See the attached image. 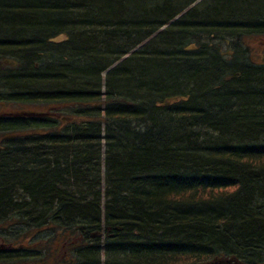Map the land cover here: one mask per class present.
<instances>
[{
  "label": "trees",
  "instance_id": "obj_1",
  "mask_svg": "<svg viewBox=\"0 0 264 264\" xmlns=\"http://www.w3.org/2000/svg\"><path fill=\"white\" fill-rule=\"evenodd\" d=\"M190 1L0 0V102L14 105L0 115V233L50 248L93 234L78 264L264 262V63L237 32L216 36L261 20L264 0L161 30ZM175 96L183 110L156 106Z\"/></svg>",
  "mask_w": 264,
  "mask_h": 264
},
{
  "label": "bare ground",
  "instance_id": "obj_2",
  "mask_svg": "<svg viewBox=\"0 0 264 264\" xmlns=\"http://www.w3.org/2000/svg\"><path fill=\"white\" fill-rule=\"evenodd\" d=\"M206 1L207 0H192V1H190L182 9H180L177 12V15L169 22L168 25L171 26V25L177 23L178 21H181L182 18L185 17L187 13L191 12V10H193L195 8H197V9L194 12L192 11V13L189 16L187 15L188 17L186 16L185 20L183 21L184 26L187 28H190V27H195V26L202 24L203 21L196 19V15H199V14L203 13L204 11L205 12L208 11V10H210V8L211 9L214 8L215 5H217V4L218 5L221 4L220 0H208L207 4H204ZM221 5H223V4H221ZM177 18H179V19L176 20ZM219 25L222 27L227 26L228 29L227 28L226 29H224V28L218 29L219 32L216 34L217 37L228 39V38H230L229 36L231 35V31H234V32H237V34H234L232 36H234V37L239 36L245 43L246 38H252V37H256V36L264 34V15L261 17V20H256V21L254 20V21L246 23V24H240L239 23L236 26H232L234 24L224 23V24H219ZM201 30L202 29L197 28L194 37H192V36L186 37L187 39H185V41L183 43V47H182L183 54L187 55V54H190V53H193L194 51H196L197 45H199V44L195 43V40H197L198 38H204L206 36V34L202 33ZM62 37L64 38L65 34H58V35L50 38L47 41V43L52 44V45H58L59 43L57 42V39L62 38ZM210 38L214 39V37H210ZM204 43L208 44V40L205 39ZM125 47H126V45H125ZM122 49L124 50V48H120V50H122ZM159 49H160V47L158 49L154 48V49L150 50L148 53L149 56H151L153 58L154 57H158V58L163 57L164 55H162V52H159L161 50V49L160 50ZM178 53H180V52L178 51ZM201 53H203V51ZM186 62H188V63H186L187 66H189V65L195 66V68L198 69V65H199L197 63L198 61L195 60L193 57H190ZM3 63H4V66H6V67L10 66L9 63L6 61ZM53 66H58V65L53 64ZM186 73L187 72H184L183 75H186ZM5 100H7V95H5V93H0V101H5ZM187 100H188V98H186V97L175 96V97H170L169 99L165 100L164 101L165 105L163 107H162L163 104L161 105L162 101L156 103V106L160 107V108L162 107L165 109H174V108L177 109L178 108L177 110L181 111V110H183L181 107H175V106H178L182 103H185ZM1 103L2 102H0V104ZM4 105L10 107L11 109L14 106V105H11L8 103H4ZM33 107H34V110H36V111L44 108V106H35V105ZM92 139H93V137H92ZM244 257L251 263L256 262V258H254V257H251L249 255H246ZM232 259L235 262H237L238 264H247L246 261H242L241 259H238L235 257H232ZM218 260H222V259L214 258L212 262L218 261ZM228 260H231V259H228ZM212 262H209L207 264H210ZM87 264H93V263H91V261H90V263H87ZM258 264H264V262H261Z\"/></svg>",
  "mask_w": 264,
  "mask_h": 264
},
{
  "label": "flooded vegetation",
  "instance_id": "obj_3",
  "mask_svg": "<svg viewBox=\"0 0 264 264\" xmlns=\"http://www.w3.org/2000/svg\"><path fill=\"white\" fill-rule=\"evenodd\" d=\"M8 109V106L0 105V115H12L11 112H8ZM15 237V234L9 235L6 233H0V264H52L49 263V261L46 262L48 257L45 255L47 249L46 251L45 249H40L42 246L41 244L34 245L31 239H27L24 242V245H22L19 244L20 242H16ZM62 242L63 243L60 245L57 244L58 246L54 251L58 255L53 264H78L74 258V251L78 247L77 243H80L85 249H87L88 246L89 251H93V234H91L89 241L79 239L72 243L65 241ZM40 253L42 259H39ZM34 261H36V263Z\"/></svg>",
  "mask_w": 264,
  "mask_h": 264
},
{
  "label": "rangeland",
  "instance_id": "obj_4",
  "mask_svg": "<svg viewBox=\"0 0 264 264\" xmlns=\"http://www.w3.org/2000/svg\"><path fill=\"white\" fill-rule=\"evenodd\" d=\"M200 2V1H199ZM179 18H177L176 20H178ZM25 27H27L29 30L31 29V31L30 32H33L34 30H35V27H36V25H34V23L32 22H27L26 24H25ZM170 28V25H167V26H164L163 27V29H161V30H164V29H166V28ZM183 28H186L184 25H182V27H181V29H183ZM173 30H175V29H173ZM51 31H55V29L54 28H51V27H49V26H45L44 27V29L42 30V35L43 34H47V33H49V32H51ZM56 32V31H55ZM17 39V38H16ZM145 44H147V41H144V43L143 44H141V45H138V46H136V49L138 50V48H139V50L142 48V46L143 45H145ZM245 48L246 47H248V48H250L249 49V51L251 52V53H249L250 54V61H251V63L252 62H255V63H257V64H262V63H264V34H262V35H259V36H256V37H252V38H246L245 39V46H244ZM124 58L125 57H123L122 59L124 60ZM122 60V61H123ZM118 64V63H117ZM116 64V65H117ZM115 65V66H116ZM114 66V67H115ZM113 68V67H112ZM111 68V69H112ZM9 109H8V111L11 109L10 107H8ZM69 115V114H68ZM20 241V240H19ZM24 242H25V240L22 238V241L19 243V244H22V245H24ZM38 242V241H37ZM36 242V243H37ZM39 244H41L42 246H43V248H42V246H41V248L40 249H45V251H46V249L48 250L47 252H46V254L45 255H47L48 257H50L51 255H52V251H54L55 249H56V246L55 245H57V244H54L51 248L49 247V242H44V244H43V242H41V243H39ZM35 263H36V261H34Z\"/></svg>",
  "mask_w": 264,
  "mask_h": 264
},
{
  "label": "water",
  "instance_id": "obj_5",
  "mask_svg": "<svg viewBox=\"0 0 264 264\" xmlns=\"http://www.w3.org/2000/svg\"><path fill=\"white\" fill-rule=\"evenodd\" d=\"M63 41H65V37L63 38H58L57 39V42L58 43H61V42H63ZM165 105V102H164V104L162 105V106H164ZM238 264L237 262H235L233 259H231V260H228V259H222V260H218V261H214V262H212V263H210V264Z\"/></svg>",
  "mask_w": 264,
  "mask_h": 264
}]
</instances>
